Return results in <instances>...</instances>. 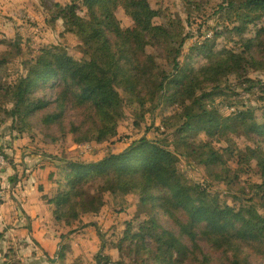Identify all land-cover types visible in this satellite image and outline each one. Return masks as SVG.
I'll list each match as a JSON object with an SVG mask.
<instances>
[{"label":"trees","instance_id":"trees-1","mask_svg":"<svg viewBox=\"0 0 264 264\" xmlns=\"http://www.w3.org/2000/svg\"><path fill=\"white\" fill-rule=\"evenodd\" d=\"M187 4L188 11L198 8L197 2ZM218 7L224 13L223 26L179 60L183 37L179 48L169 50L171 71L163 75V64L144 46L168 47L178 41L163 25L153 24L150 0L56 2L49 24L62 23L63 39L85 41L83 55L38 46L37 55L23 59L24 71L0 85V113L12 121L13 131L23 136H33L36 129L45 135H71L78 145L114 141L127 107L136 116L155 111L160 106L155 103L157 88L166 86L162 104L175 111L164 132L171 136L172 148L168 141L143 136L97 162L55 158L60 164H53L48 176L55 193L42 196L62 226L97 216L106 194L137 197V212L123 222L116 243V264H259L251 255L264 262V199L244 195L242 174L248 170L232 164L242 157L237 136L264 138V104L257 111L237 89L264 102V82L250 78L264 70V24L258 20L264 17V0H222ZM119 8L132 21L126 29L116 19ZM233 32L238 37L233 46L217 42ZM9 54L0 56V71L10 62ZM178 151L197 161L211 179L230 189L239 187L236 202L229 203L202 183L195 187L198 200L182 199L177 189L188 180ZM254 154L264 174V150L257 148ZM169 176L171 185L165 183ZM20 181L10 179L11 195ZM71 255L73 249L65 243L59 264ZM94 262L112 264L113 257L102 248Z\"/></svg>","mask_w":264,"mask_h":264},{"label":"rangeland","instance_id":"rangeland-1","mask_svg":"<svg viewBox=\"0 0 264 264\" xmlns=\"http://www.w3.org/2000/svg\"><path fill=\"white\" fill-rule=\"evenodd\" d=\"M70 1L49 0L44 4L40 0H0V56L5 52L11 53L6 55L10 58V62L0 71V85L17 78L20 72L24 71L23 59L30 54L37 55L38 46L52 45L60 48L63 52L69 51L73 55H83V50L86 48L85 41L73 36L63 39L60 36V33L64 31L62 23L58 21L54 26L49 24L53 13V4L58 2L65 5ZM189 1L197 2L198 8L188 11L187 0H150L153 24L163 25L173 36V39L178 41V43L172 42L168 47L161 45L160 48L152 49L148 43L144 46L146 51L153 50L154 57L163 64V75L171 71L168 60H172L169 54L172 46L179 48L184 37L183 48L179 49V52L182 53L178 58L184 60V54L190 55L192 45L201 43L205 38H212L214 31L219 30L225 22L222 18L224 13L219 14L217 11L222 0ZM83 12L87 15L86 9H83ZM189 12H191L190 15ZM116 19L120 27L124 29L132 24L131 19L121 8L116 11ZM258 20L264 24V17L259 16ZM225 24L228 26L230 23L226 22ZM237 39L238 37L233 32L220 36L217 42L233 46L235 42H238ZM250 78L264 82V70L251 73ZM231 84L229 83V85ZM237 89L241 90L243 100L259 111L264 102L256 98V95L243 92L241 87ZM165 90L166 86H162V89L157 88L158 95L155 97V103L160 106L151 113L136 116L127 107L125 110L126 119L119 126L118 137L114 141L104 144L88 143V145L82 146L74 143L71 135L61 136L56 132L45 135L38 129L34 131L33 136H23L22 133L13 131L12 121L5 113H0V169L6 170V174L0 170V193L2 194L0 197V264L5 261L7 264H43L45 262L59 264V252L65 243L73 249V255L67 259L65 264H71L77 256L81 258L77 264H95L94 256L102 248L104 253L113 257L112 264H116L115 262L118 260L116 243L122 236L123 222L131 220L137 212V197L120 193L106 194L105 206L97 216H83L71 226H62L55 223L53 216L50 219V215L44 213L43 203L38 204L39 201L34 197L37 193L32 194V190L38 189L37 186L32 189L30 183L24 184L19 190L21 193L17 192L12 200L10 179L16 176L21 180L28 181L26 174L30 173L26 171V168L34 171L42 165L40 169L43 170L46 167L43 165L45 162H52L56 165L52 161L54 158L78 156L86 162H97L108 153L121 152L133 140L143 136L149 139L168 141V147L172 148V138L164 132L175 111L162 104ZM0 103L3 104L1 99ZM5 106L9 108L8 105ZM70 115L74 117L73 112ZM165 119L167 121H164ZM235 142L238 150H241L242 157L239 162H232V164L248 170L247 173L242 174L241 185L244 187V195L249 197L256 194L264 199V187H258V185L264 184V174L259 171L258 158L254 154V150L257 148L264 150V138H251L242 133L236 137ZM178 154L181 159L180 169L186 174L188 180L186 185L181 184L177 189L182 199L198 200L199 196L195 187L202 183L209 191L219 193L221 198L229 203L236 202L234 197L241 192L239 187L230 189L225 184L211 179L206 169L197 161L189 157L188 160L182 152L178 151ZM6 155L12 162L5 158ZM42 157L45 158L42 159L45 162L41 160ZM24 159L25 162L28 161L27 165L24 164ZM37 160L41 161L38 163ZM20 162H23L25 167L20 166ZM172 179V176L166 177L165 183L171 185ZM42 180H45L44 177L40 179V181ZM36 183L39 184L37 178ZM41 184L38 193L41 200L42 196L55 193L49 183L42 182ZM28 198L29 201L26 203ZM12 201L14 203H11ZM24 204L27 208L25 210L22 207ZM38 240L51 243L49 252L41 247ZM28 252L40 255L38 258L44 257L45 259L43 261L34 259L31 262ZM25 256L26 259H24ZM250 258L254 262L264 264L254 255H251Z\"/></svg>","mask_w":264,"mask_h":264},{"label":"crops","instance_id":"crops-1","mask_svg":"<svg viewBox=\"0 0 264 264\" xmlns=\"http://www.w3.org/2000/svg\"><path fill=\"white\" fill-rule=\"evenodd\" d=\"M10 155V154H9ZM30 158V157H29ZM44 157H42L41 158V160L43 159ZM45 159V158H44ZM41 160H37V162L39 163ZM42 161H44V160H42ZM54 163H59L60 161H58V160H55V158H54V160H52ZM28 161H26L25 162V159H24V164H26ZM45 162V161H44ZM20 164H23V162H20ZM24 164H23V167H25L24 166ZM7 165H9V164H7ZM27 165V164H26ZM44 166H46L43 170H41L40 169V166H42V165H38L39 167H38V169H36V170H34V171H31V170H29V169H27L26 168V171L28 172V173H30L29 175H28V177H26L27 179H28V181H26V180H24V179H22L19 183H18V187L15 189V191L12 193V195H13V197L16 195V193L17 192H19V193H21V191H19L20 190V188L24 185V184H31L32 185V189H35V187L37 186V190L35 191V190H32V194L33 193H37V195L35 194V196L34 197H36L37 198V200L39 201V203L38 204H41V203H43L44 204V209H45V214L46 215H50V219H51V216H52V214H51V211H50V209H49V207H48V205L47 204H45V202L43 201V200H41L40 199V196L38 195V193H39V186L40 185H42L41 183L43 182V183H49V181H48V176H49V173L54 169V165L53 164H51V162H45V164H43ZM33 169V168H32ZM0 170H2L3 171V174H6L5 173V169H0ZM46 171V172H45ZM43 177H44V179L45 180H42V181H40V179H43ZM36 178H37V181H39V184H37L36 183ZM51 195H53V194H51ZM51 195H49V196H51ZM20 197V196H19ZM19 197H17V198H19ZM11 199H12V196H11ZM13 200V199H12ZM29 201V198L26 200V203ZM11 203H14L13 201L11 202ZM23 208H24V210L25 209H27L26 208V206H25V204L22 206ZM46 208H48V210H49V212H48V210H46ZM47 211V212H46ZM27 215H29L28 213H27ZM30 216V215H29ZM28 216V217H29ZM53 218V217H52ZM0 223H1V221H0ZM56 223V222H55ZM39 241V240H38ZM40 243H41V247L43 248V249H45V251L47 252H49V247L51 246V243L50 242H41V241H39ZM30 247V246H29ZM30 249V248H29ZM30 252V251H29ZM28 252V255H30V261L32 262V261H34V259H40L39 261H43V259H45L44 257H41V258H38L40 255H33V253H29ZM24 259H26V256L24 257ZM43 264H47L46 262L45 263H43ZM53 264V263H52Z\"/></svg>","mask_w":264,"mask_h":264},{"label":"built area","instance_id":"built-area-1","mask_svg":"<svg viewBox=\"0 0 264 264\" xmlns=\"http://www.w3.org/2000/svg\"><path fill=\"white\" fill-rule=\"evenodd\" d=\"M83 145H88V144H83ZM83 145H82V146H83ZM1 195H2V194L0 193V197H1ZM1 199H2V198H1Z\"/></svg>","mask_w":264,"mask_h":264}]
</instances>
